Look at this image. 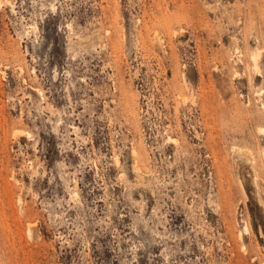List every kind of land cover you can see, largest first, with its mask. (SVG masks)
<instances>
[{"label": "rangeland", "instance_id": "obj_1", "mask_svg": "<svg viewBox=\"0 0 264 264\" xmlns=\"http://www.w3.org/2000/svg\"><path fill=\"white\" fill-rule=\"evenodd\" d=\"M0 264H264V0H0Z\"/></svg>", "mask_w": 264, "mask_h": 264}, {"label": "bare ground", "instance_id": "obj_2", "mask_svg": "<svg viewBox=\"0 0 264 264\" xmlns=\"http://www.w3.org/2000/svg\"><path fill=\"white\" fill-rule=\"evenodd\" d=\"M255 57H257V56H255ZM38 93H39V91H38ZM31 235V234H30Z\"/></svg>", "mask_w": 264, "mask_h": 264}]
</instances>
